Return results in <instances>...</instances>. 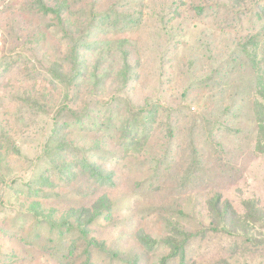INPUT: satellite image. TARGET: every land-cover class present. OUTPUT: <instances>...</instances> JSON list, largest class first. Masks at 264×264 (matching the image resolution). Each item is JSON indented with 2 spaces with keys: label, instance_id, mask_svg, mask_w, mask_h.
I'll return each mask as SVG.
<instances>
[{
  "label": "rangeland",
  "instance_id": "1",
  "mask_svg": "<svg viewBox=\"0 0 264 264\" xmlns=\"http://www.w3.org/2000/svg\"><path fill=\"white\" fill-rule=\"evenodd\" d=\"M44 2L61 17L0 0V264H82L81 228L95 264H161L169 239L167 264H264V0Z\"/></svg>",
  "mask_w": 264,
  "mask_h": 264
},
{
  "label": "trees",
  "instance_id": "2",
  "mask_svg": "<svg viewBox=\"0 0 264 264\" xmlns=\"http://www.w3.org/2000/svg\"><path fill=\"white\" fill-rule=\"evenodd\" d=\"M36 5L38 6V9L40 11H42L43 13H55V15L57 17H61V14L63 12V8L62 7H51L48 6L44 0H36ZM264 14V13H262ZM108 18V17H107ZM259 18H263V16H260ZM252 43H248L249 44V48L247 49L246 52L247 54L250 56V58L252 59L253 65L254 67H257L259 64L258 59L256 58L257 55V50L258 48H260V41L259 40H252ZM75 50V49H74ZM78 48H76L75 50V68L78 67L79 64V57H80V53H79ZM62 72V71H61ZM75 69L72 68V70H70V72L68 71L66 73L67 75V79L64 80V75L62 73V77H61V81L66 83V86H76L79 82V70H77V75H75ZM75 75V76H74ZM69 79V81H68ZM257 93L259 98L257 99V106H256V112H257V117H258V122H259V141H258V149L259 150H264V72L259 73V77H258V89H257ZM64 116H60L59 114L57 115V117L55 118V127L59 126V124L62 126L64 125H68L67 121H63L64 120ZM65 122V123H63ZM56 130L53 131V138L56 137ZM85 166L87 168V170L89 172H91L92 176H94L95 178H99L98 176V166H96L95 163H93L92 161L87 160L85 163ZM102 175H100L101 177ZM100 179V178H99ZM42 182L44 180L48 181V177L46 176H42L41 178ZM220 199L219 201H216L215 204H213V210L214 212H216V215L220 216L221 220H224V222H228V218H230L231 216H236L235 212L232 210V208L230 207L229 203H226L224 205L223 208H218L217 204L220 203ZM249 204V203H248ZM254 206V205H253ZM256 207V206H254ZM106 209V208H104ZM103 209V210H104ZM108 209V208H107ZM262 211V215L261 217H257L252 219L254 222H262L259 223L261 224V227L264 230V211ZM104 212V211H103ZM102 211H100L98 213V215L93 216L92 218L89 219V223L92 224V222H94L96 220V217L100 216L102 213ZM256 213H259L258 211H256ZM249 215H247V220L249 221L250 219ZM230 222H233L232 218L229 219ZM234 227H232V229H234L235 231H237L238 227H237V223H233ZM81 232L85 235L84 239H85V244H86V248H85V259L83 261L82 264H95V261L93 259L95 254H102L101 256H103V253H108L110 255V252L104 247L103 243H98V241L96 239H89L88 233H86V231L84 230V228L80 229ZM212 230L214 231H219V232H227L229 234H231V230H227L225 227H218V226H214L212 228ZM252 240L250 241H254L257 245H262L264 246V237L261 238L260 240L255 239V237L251 238ZM255 239V240H253ZM141 240L143 241V244H150L151 242L155 243L157 240H152V239H147L146 237H142ZM189 240H185L182 243H177L174 242V240L169 239V241H167L169 243V248H171L172 252L170 254H168L166 257L163 258L161 264H167L168 263V259L170 258V256H173L175 259L179 258L180 259V263H183L185 258H186V246L189 243ZM97 246V249L96 247ZM115 255H112V257H114ZM135 264V263H132Z\"/></svg>",
  "mask_w": 264,
  "mask_h": 264
}]
</instances>
